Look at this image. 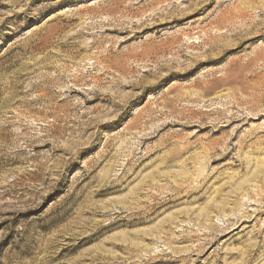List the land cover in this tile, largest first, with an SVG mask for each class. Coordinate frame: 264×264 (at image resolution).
I'll return each mask as SVG.
<instances>
[{
  "label": "rangeland",
  "instance_id": "rangeland-1",
  "mask_svg": "<svg viewBox=\"0 0 264 264\" xmlns=\"http://www.w3.org/2000/svg\"><path fill=\"white\" fill-rule=\"evenodd\" d=\"M0 264H264V0H0Z\"/></svg>",
  "mask_w": 264,
  "mask_h": 264
}]
</instances>
